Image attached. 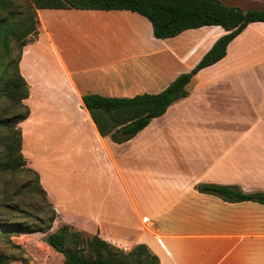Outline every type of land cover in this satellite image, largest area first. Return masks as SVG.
<instances>
[{"label": "crops", "instance_id": "crops-1", "mask_svg": "<svg viewBox=\"0 0 264 264\" xmlns=\"http://www.w3.org/2000/svg\"><path fill=\"white\" fill-rule=\"evenodd\" d=\"M221 1L246 10H264V0ZM78 11L98 15L132 12L36 9V35H50L60 14ZM193 29L155 38L165 41ZM220 34H210L209 38ZM151 43L149 35L145 47L136 53L134 41L100 43L105 50L101 51V64L96 63L101 69L98 77L97 73L80 77L76 59L64 58L53 39L51 63L26 59L28 44L23 46L19 71L28 84L23 103L29 110L19 122L23 156L26 123L35 110L32 90L39 86L33 76L39 75L52 95L76 98L77 103L68 108L85 113L76 123L79 131L65 133L55 154L52 137L68 120L65 115L51 125L49 152L25 157L26 166L37 170L56 212L55 226L71 224L124 250L143 243L157 255V264H264V203L225 201L196 189L200 183H216L235 185L246 193L264 191V22L249 23L228 43L220 60L196 72L186 85V96L171 103L128 140L114 142L98 133L81 97L95 92L107 96L124 90L125 95H136L164 89L185 70L171 71L168 81L161 68L154 75H143L135 64L149 61ZM116 49L128 55L125 63L108 56L116 54ZM173 54L179 60L183 46H177ZM165 55L162 65L168 59ZM40 64L49 67L37 70ZM62 165L86 172L88 180L80 196L63 194L56 187Z\"/></svg>", "mask_w": 264, "mask_h": 264}, {"label": "rangeland", "instance_id": "rangeland-1", "mask_svg": "<svg viewBox=\"0 0 264 264\" xmlns=\"http://www.w3.org/2000/svg\"><path fill=\"white\" fill-rule=\"evenodd\" d=\"M11 1L17 10H23L29 2V0ZM73 13L75 14H60L53 31L51 28V33L48 36L44 33L38 34V36L34 33L28 34L25 38L27 40L26 44H28L26 59L32 61L41 58L51 63L52 55H54L51 47L53 39L57 50L64 58L76 59L78 64L75 63V66L79 67L80 77L94 76L96 73L98 77L101 75V69L96 63H100L99 60L103 56L101 51L105 50L100 46V43L134 41L137 46L134 51L136 53L140 51L139 48L145 47V40L149 38V35H152L153 43H151V49L153 50V54L148 55L149 58H146L149 61L140 60L135 65L143 75H154L161 68L163 77L166 79L171 74V71L178 68L184 69V72H188L219 36L210 39L209 35L218 32L224 33L223 28L220 26H202L185 32L176 38L162 41L154 37L151 23L137 13L128 11L122 12V14L99 15L87 14V12L83 11ZM5 15L6 11L1 9L0 16ZM36 19L38 21L37 12ZM38 25L39 21L37 28ZM148 43L146 46H150ZM2 44L0 43V79L5 78L9 71L12 70L13 62L18 58L21 48L20 41H17L13 37L8 40L7 44ZM177 46H183L184 51V54L179 56V60L173 54ZM146 49L149 51L148 48ZM120 50L116 49V54L108 56H114L125 63L128 55L122 54ZM165 53L168 59L164 60L166 64L163 63L162 65V57ZM198 55L199 58L196 59ZM135 56L137 55L135 54ZM139 58L143 57H138L137 59ZM9 61L11 62L9 63ZM132 61L133 58L130 59V62ZM43 67L48 68L49 66L44 64L36 66L37 70ZM145 68L147 71H145ZM33 77L34 82L36 84L39 83V86H34L35 89L32 90V101L35 110L26 123L28 129L23 136V153L28 159L49 152V138L52 132L51 125L58 123L60 115L67 116L68 120L65 122V125L60 126L55 131L56 136L52 137V155L55 154L57 147L60 145L59 141L65 133L74 130L79 131V128H75L76 123H80L79 120H83L85 117L83 111L77 110V108H68L69 105L75 104L76 98L52 95V89L44 88L39 75ZM172 80L170 79L169 82ZM160 90L163 89L158 88L150 92H159ZM119 92L121 93L115 91V93H112L113 95L107 96H134L125 95L123 93L125 92L124 90H120ZM60 109L62 112H59ZM23 111V107H16L8 97L0 96V118L11 116L15 113H22ZM5 133L7 134V129L0 127V157L4 154L2 138ZM62 169V173L58 174L61 180L56 187L63 194L69 192L80 196L81 187L88 180L86 172L81 168L65 167L64 165H62ZM34 171L36 172L37 170L34 169ZM35 179L34 172L24 169L0 171V255L4 257L3 263L0 264H63L62 254L49 246L45 241L47 232L53 231L58 227L55 226L54 222L50 221L52 215L56 216V212L36 186ZM9 223L22 224L30 232L5 234L4 231L6 230L3 231L2 229L7 228ZM72 229L82 231L81 234L85 237L94 235L88 234L76 227ZM115 248L122 249L118 246H115Z\"/></svg>", "mask_w": 264, "mask_h": 264}, {"label": "trees", "instance_id": "trees-1", "mask_svg": "<svg viewBox=\"0 0 264 264\" xmlns=\"http://www.w3.org/2000/svg\"><path fill=\"white\" fill-rule=\"evenodd\" d=\"M43 8L137 12L150 21L156 38L173 37L189 28L210 25L220 26L225 30L188 72L176 76L157 93H142L131 97L105 96L98 93L82 95V103L98 133L109 136L117 143L134 136L153 117L163 114L171 103L186 96V85L191 77L201 68L220 60L226 54L228 43L249 23L264 22V10H246L225 4L221 0H29L23 10H17L11 0H0V11H6L5 16H0V43L7 44L13 37L20 41L21 47L12 70L7 69V76L0 79V96L8 97L16 107L24 108L22 113L0 118V127L7 129V134L2 138L4 154L0 157V171L24 169L34 172L36 186L47 201L38 173L26 166L22 154V131L19 126V122L29 113L28 107L23 103L28 96V84L20 74L19 60L22 48L27 43L26 36L38 33L36 9ZM196 189L214 194L225 201L251 200L264 203V191L246 193L235 185L200 183L196 185ZM55 217L51 216L52 223ZM73 227L71 224L62 223L55 230L48 231L45 236L46 243L62 254L63 264H157L159 261L157 255L143 243L123 251L98 234L85 237L81 234L82 231H75ZM2 230H6L5 234L30 232L18 223H9L8 227ZM3 259L0 255V263H3Z\"/></svg>", "mask_w": 264, "mask_h": 264}]
</instances>
